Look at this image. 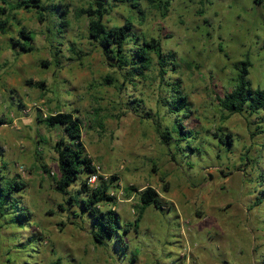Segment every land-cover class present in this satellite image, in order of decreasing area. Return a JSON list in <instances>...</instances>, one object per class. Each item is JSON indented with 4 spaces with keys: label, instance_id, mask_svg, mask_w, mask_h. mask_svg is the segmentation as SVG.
Returning a JSON list of instances; mask_svg holds the SVG:
<instances>
[{
    "label": "rangeland",
    "instance_id": "rangeland-1",
    "mask_svg": "<svg viewBox=\"0 0 264 264\" xmlns=\"http://www.w3.org/2000/svg\"><path fill=\"white\" fill-rule=\"evenodd\" d=\"M43 1L68 6L64 29L61 17L21 8L12 12L9 31H0V116L7 120L0 125V164L28 183L21 198L33 211V224L23 227L0 219V264H264V201L255 204L264 189V114L226 118L218 100L234 87L241 60L250 61L253 86L264 88V4L173 0L166 16L143 6L137 32L160 38L180 67L162 80L156 64L147 78L129 83L89 39L81 10L93 0ZM129 16L128 7L114 6L105 21L121 25ZM20 28L34 33L33 51H15ZM178 79L194 110L183 133L198 130L193 145L200 152H179L159 132V124L167 128L176 118L164 99L168 82ZM69 110L82 121L101 175L119 176L111 191L116 202L102 208L130 223L141 204L131 187L152 186L162 198L166 213L148 207L140 227L126 233L127 252L97 244L89 222L73 215L70 195L56 187V143L64 132L39 120ZM224 132L235 136L229 147L215 135Z\"/></svg>",
    "mask_w": 264,
    "mask_h": 264
},
{
    "label": "trees",
    "instance_id": "trees-1",
    "mask_svg": "<svg viewBox=\"0 0 264 264\" xmlns=\"http://www.w3.org/2000/svg\"><path fill=\"white\" fill-rule=\"evenodd\" d=\"M4 5L0 8V31L7 33L10 27L12 12L16 9H36L40 13L50 12L57 17H61L60 26L64 29L69 22L66 15L69 8L62 2L57 4H45L43 0H0ZM173 0H93L89 6L82 8L81 12L89 16V39L98 45L104 52L110 64L121 70L124 81L133 82L137 77L147 78L149 72L156 64L159 65V73L162 80L169 71L177 73L180 67L179 58L176 52H165L162 41L157 37L144 38L143 33L136 30L135 20L144 22L146 14L143 6H150L160 10L166 16L170 10ZM256 4H264V0H254ZM123 5L128 7L130 16L121 25L109 26L105 17L112 11L114 6ZM43 17V15H42ZM41 17V19H43ZM61 32L62 30H58ZM35 35L27 28L18 30V37L12 40V45L16 46L15 51L31 52L35 49ZM58 51L54 52V58L60 63L57 56ZM44 63H47L44 61ZM250 61L245 59L235 63L237 69L236 83L231 90L225 91L223 96L218 98L220 105L226 112V118L234 114H243L250 117H259L264 114V88H255L250 75ZM32 82V79L29 80ZM42 84V83H40ZM170 87L169 97L164 99L170 113L175 114L176 118L171 126L163 128L158 125L159 132L165 144L173 145L179 152H200L201 148L193 145L199 132L195 128H188L183 133L184 124L194 112L189 95L184 91L182 82L171 80L168 82ZM135 101L132 100V102ZM262 116L260 117V119ZM264 122V119H262ZM41 122L49 128L60 127L64 134L56 143L58 152V165L60 176L56 178V187L63 194H69L67 203L75 207L73 215L89 222L91 233L97 244L108 246L112 244L114 253L118 251L127 252L129 243L126 233L132 229H138L143 219L145 210L154 206L164 211L162 198L158 191L148 186L143 190L136 187L130 189L139 191L138 215L134 222H126L117 212L111 208L105 209V204L116 202L115 194L111 191L119 187L114 181L119 180L116 174L106 179L101 175L100 168L95 165L94 159L86 150L83 141V125L75 110L64 112H54L45 118H40ZM7 123V120L0 116V125ZM258 127H261L258 125ZM184 135V136H183ZM222 144L231 146L235 136L231 133L215 134ZM229 149V148H228ZM230 150V149H229ZM0 152V156H1ZM187 156V154H185ZM248 161L253 158L248 157ZM96 176V183L91 182V178ZM264 179L261 176V180ZM264 186V183L259 184ZM28 187V183L19 175L15 176L9 171L5 160L0 164V219H4L9 224H18L22 227L33 224L30 220L33 211L27 207L22 200V193ZM74 187H80L75 191ZM255 204L264 201V189L260 190ZM104 204V205H103ZM62 209H66L62 206ZM30 220V221H29ZM76 223V222H75ZM41 236L34 238L33 242ZM33 239V238H32ZM132 260H135L138 251L133 250ZM59 264V261L56 262Z\"/></svg>",
    "mask_w": 264,
    "mask_h": 264
},
{
    "label": "built area",
    "instance_id": "built-area-1",
    "mask_svg": "<svg viewBox=\"0 0 264 264\" xmlns=\"http://www.w3.org/2000/svg\"><path fill=\"white\" fill-rule=\"evenodd\" d=\"M99 168H100V166H98ZM96 179V176H93L92 178H91V180H95Z\"/></svg>",
    "mask_w": 264,
    "mask_h": 264
}]
</instances>
